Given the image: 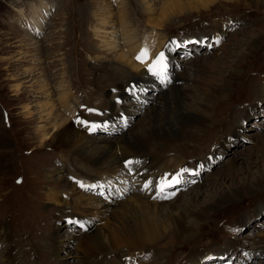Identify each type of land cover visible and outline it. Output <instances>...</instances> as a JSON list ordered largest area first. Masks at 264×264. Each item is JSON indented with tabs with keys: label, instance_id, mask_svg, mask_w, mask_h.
<instances>
[{
	"label": "rangeland",
	"instance_id": "rangeland-1",
	"mask_svg": "<svg viewBox=\"0 0 264 264\" xmlns=\"http://www.w3.org/2000/svg\"><path fill=\"white\" fill-rule=\"evenodd\" d=\"M185 5L191 7L181 13L173 7ZM211 33H218V43L205 40ZM150 34L160 39L155 46L163 40L165 79L129 59L128 46L137 55L148 51L138 40ZM194 38L207 46L192 44ZM120 62L147 76L117 84L105 67ZM178 69L182 79L173 81ZM107 81L124 94L112 99ZM172 96L178 97L175 114L204 104L207 115L174 143L167 160H175L182 177L161 173L167 194L158 177L145 191L127 176L131 168L145 171L146 157L113 180L106 175L101 187V177L73 149L40 143L42 128L52 135L65 125L72 140L102 144L154 134L162 103ZM173 117L164 120L175 125ZM118 155L116 166L97 172L114 171L130 154ZM0 156L6 164L0 169V264L10 248L20 264H55L48 252L64 264L111 252L113 264H264V0H0ZM174 177L182 178L180 187ZM134 190L153 195L148 201ZM60 195L75 200L62 206L69 202ZM77 199L92 203L80 210ZM108 200L113 204L94 203ZM187 201L194 210L217 205L205 218L187 215L189 229L178 240L170 239L168 220L156 221L151 241L148 220L157 213L167 219L169 207Z\"/></svg>",
	"mask_w": 264,
	"mask_h": 264
},
{
	"label": "bare ground",
	"instance_id": "bare-ground-1",
	"mask_svg": "<svg viewBox=\"0 0 264 264\" xmlns=\"http://www.w3.org/2000/svg\"><path fill=\"white\" fill-rule=\"evenodd\" d=\"M178 1L179 0H171V3H176ZM210 1H213V0H206V3L208 4V2H210ZM173 7L176 8L178 13H181L183 10L189 9L191 6L185 5V6H180V7H176V6H173ZM164 16H166V15H164ZM159 40L160 39L156 35L150 34V35L144 36L142 38V41L138 40V43H141L142 44L141 46L148 45V47H147L148 50L161 49V51H162L163 48H161V47L163 46V40L159 46H155L158 43L157 41H159ZM133 41H136V37L134 38ZM135 48L136 47L128 46L129 50L127 51V53H129V59H131L132 61L137 60L135 58L137 56V51H135ZM174 50L175 49L171 48V50L169 49V52H174ZM147 54H148V51H147ZM147 60H148V55H147V58L143 62H141L139 60H137V61L140 62L141 64L145 63V65H146ZM184 63H185V61H184ZM185 64H187V63H185ZM125 66L126 65H124L120 62L117 65V67H111V68L105 67V71L110 70V72L114 73L115 81H117V84H120L122 81H125L126 79H129L131 84H133L132 79L134 77H139L140 78L139 80H142L143 78H145L147 76V74L145 72H143V75L135 76L133 73L126 70ZM102 68H100V69H102ZM112 68H114V69H112ZM130 68H132V67H130ZM190 68L192 69L193 67H190ZM191 69H189V70H191ZM140 70H141V67L139 68L137 66V69L135 71L137 72ZM181 70L182 69H178V70H175L173 72V77H172L173 81L178 80V79H182L180 76V75L183 76V73L181 72ZM102 75H103V72H102ZM110 78H112L111 75H110ZM100 79L106 80L105 78H103V76H101ZM179 81H181V80H179ZM107 84H109V85H107ZM111 84H112V81H107L105 85H106V87H112L113 88L112 99H114L115 97L120 98L124 94V92L115 91L116 87L112 86ZM158 85H159L158 87H161L160 84H158ZM169 87H171V88L173 87L176 91L180 92L178 86H174L173 84H170ZM154 88H156V86ZM177 98H178L177 96H172L170 99H165L164 102L162 103L163 109L165 111L164 112L162 111V115H161L160 121H159L158 132H156L154 134H146V135L139 134V135H133V136H124V137H122V139L118 140L117 142L102 144V143H100V141H88V140H83V138L72 140L70 137L71 132L68 130V128L65 125V130H63L62 126L59 128L57 127V129L54 130L52 135L51 134L48 135L47 133H45L44 128H42L40 131L38 130L39 136L41 135L40 143H42V145H44L43 143H49L51 146H53V145L63 146L65 144V146L68 147L69 149H73L74 150L73 152H75L78 155V157L83 159L86 163L90 164V165L88 164L87 168L92 173H95L93 176H97V177L100 176L101 177V179H102L101 182L97 183L101 187L104 186L103 181H104V178H106V175L108 176L107 178L113 180V177H116L119 173L124 172L125 167H128V166L132 167V163H134V159L142 158V157L148 158L147 169H145V171L138 172V177L136 179L137 181H139V182L144 181L145 178L151 176L150 172H156V173H159V175H161L162 172L163 173H171V174L174 173L173 175H175L177 177L178 176L182 177V173L179 174L178 173L179 171H177V172L175 171L176 170L174 168L175 160H167V157L170 154H172L170 151H171L174 143L176 141H178L177 139L183 134V132H186V130L188 128H190L191 126H198V125L200 126L206 122V115H207L206 114L207 113L206 107L207 106L203 104L202 106H199L200 108L196 107L197 109L196 108L192 109L186 116H184L185 114L177 115L178 113L175 114V112H172V109L175 108L178 104ZM63 99H64V97H63ZM64 100H67V99H64ZM65 105L68 107V102H66ZM65 105H63V106H65ZM51 108L53 109L54 107L52 106ZM109 108L112 112H113V110L117 109V105L115 104L114 101L111 102ZM67 109H69V107ZM117 112L120 113L122 111L120 110ZM167 114H172V115L174 114V117H175L174 121L176 123L175 125L172 124L171 120H164V116H166ZM52 116H53V114H52ZM182 117L185 119V121L179 122V120H182ZM52 125L54 127V126H56V123H53ZM146 150H149V151L144 152ZM118 151L123 152V154H130V155L123 156V158L120 161V166L117 169H115L114 171L107 170V171L97 172V169H98L97 167H99V168H109V167L113 168L114 166H116V163L120 159V156L118 155ZM134 152H137V154H140L141 156L139 157L136 154H132ZM168 152H170V153H168ZM163 153H167V154L161 155ZM157 154H160V155H157ZM143 155H147V156H143ZM75 158L77 159V157H75ZM4 163L5 162H3V159L0 156V169H3V170L5 169V168H3L6 166V164H4ZM148 169H151V170H148ZM3 170H0V172H2ZM58 173H59V176L65 175L63 173L62 169H58ZM125 174H127V172ZM123 176L127 179L128 183H131L130 182L131 180H129L128 177H126V175H123ZM78 178H80V177H78ZM174 178L176 179L175 182L178 181V183H179L178 187H180V185L182 184L181 183L182 178H176V177H174ZM143 183L145 184V181ZM71 188L73 190L74 187H71ZM111 188H113V187H111ZM171 190H174V188ZM58 192L61 193L60 191H58ZM103 192H105V191H103ZM134 192L135 193L138 192V194L136 193V195H139V196L143 197L144 199H147L148 201H150V197H151V195H153L152 193L147 194V192H144V191L143 192L141 191V193H140L138 190H134ZM230 194H232V193H230ZM61 195H60V198L62 197ZM61 200L64 202H69L67 204H63L62 202H59L60 205L66 206V205L74 202L75 197H72L71 195H69L66 200L65 199L63 200L62 198H61ZM88 200H90V199H88ZM83 201H84L83 199H77L76 203H74V205L78 209L82 210L83 207H85V205L87 206L88 204L92 203V201L87 202V200H86V204L84 206H82ZM217 201H215V203H213L212 205L198 207L195 210L193 209V206H192L190 201H187V204L184 207H181L180 209L175 208V207H169L168 210L166 211V215L168 216L167 219H164L160 213H157L155 215V220H148V225H146V228L148 230V236H149L150 240L152 241L154 238H157V234H158L159 229H157V227H156V221H159L162 224H164L165 221H167V220H168V222H170V227L168 230V233L170 234V239L178 240V238L182 237L184 232H186L189 229V225L186 222V216L190 215V216H193L194 218H205L208 216V213L210 211V207L217 205ZM219 202L221 203V201H219ZM94 203H97L100 206H106V205H112L113 204L109 200L106 202V204H104L102 201H96ZM100 208L101 209L102 208L107 209V208H109V206L108 207H100ZM185 223H187V225H185ZM150 243H152V242H150ZM136 247H139V246H136ZM136 247H131V249H136ZM129 248H130V246H129ZM7 252H9V254L3 260L2 264H20L21 263L19 260L17 262L16 258L11 255V252H13L12 248H10V251H7ZM100 252L101 251H99L98 253H100ZM48 253H49L50 257L52 258V260L55 262V264H64L57 258V256H55V254L51 255L50 252H48ZM55 253H56V251H55ZM111 253H110V255L104 254V253L99 254V255L95 254L94 256L89 257L87 260V263H85V264H93L96 262H99V263L102 262L100 264H103V262H106L105 264H113V259L111 258V255H112ZM53 257H54V259H53ZM23 258H24V256H22V260H23ZM77 264H79V263H77Z\"/></svg>",
	"mask_w": 264,
	"mask_h": 264
},
{
	"label": "snow or ice",
	"instance_id": "snow-or-ice-1",
	"mask_svg": "<svg viewBox=\"0 0 264 264\" xmlns=\"http://www.w3.org/2000/svg\"><path fill=\"white\" fill-rule=\"evenodd\" d=\"M137 60L143 62L146 58H147V50L146 49H142L140 51V53L135 57ZM167 65L165 64V57H164V53L161 52L159 53V55L156 57V59L152 62V64L149 65V71L152 72L155 75L161 76L163 77L165 70H166ZM91 111V110H90ZM80 123H84L83 121H80ZM93 128L96 127L95 125L92 126ZM182 171H187L182 170ZM178 182V181H177ZM147 186V185H146ZM166 186H170L169 184H167L166 181H162L161 182V190L163 189V187ZM83 227V225H81Z\"/></svg>",
	"mask_w": 264,
	"mask_h": 264
}]
</instances>
